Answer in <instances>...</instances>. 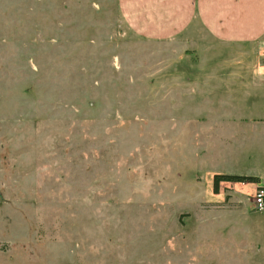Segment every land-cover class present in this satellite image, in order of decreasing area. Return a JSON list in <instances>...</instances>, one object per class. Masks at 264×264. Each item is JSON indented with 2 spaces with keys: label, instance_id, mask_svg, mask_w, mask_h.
<instances>
[{
  "label": "rangeland",
  "instance_id": "374dc122",
  "mask_svg": "<svg viewBox=\"0 0 264 264\" xmlns=\"http://www.w3.org/2000/svg\"><path fill=\"white\" fill-rule=\"evenodd\" d=\"M133 11L0 0V264H264L263 186L212 190L264 181L249 58Z\"/></svg>",
  "mask_w": 264,
  "mask_h": 264
},
{
  "label": "crops",
  "instance_id": "0c3cea01",
  "mask_svg": "<svg viewBox=\"0 0 264 264\" xmlns=\"http://www.w3.org/2000/svg\"><path fill=\"white\" fill-rule=\"evenodd\" d=\"M134 11L132 21L141 36L150 39H172L189 33L193 27L205 32L219 45H232L235 55H247L245 64L236 62L237 69H248L245 84L233 74V85L242 89L234 101H252L257 114L249 116L251 126L264 125V0H120ZM190 30V31H189ZM240 64H242L240 66ZM239 93V92H238ZM257 176V175H253ZM259 183L264 187L261 177Z\"/></svg>",
  "mask_w": 264,
  "mask_h": 264
},
{
  "label": "trees",
  "instance_id": "16d2710c",
  "mask_svg": "<svg viewBox=\"0 0 264 264\" xmlns=\"http://www.w3.org/2000/svg\"><path fill=\"white\" fill-rule=\"evenodd\" d=\"M222 182L258 184L259 178L253 175L214 174L212 177V190L214 193L218 192L219 185Z\"/></svg>",
  "mask_w": 264,
  "mask_h": 264
},
{
  "label": "built area",
  "instance_id": "2783aa9c",
  "mask_svg": "<svg viewBox=\"0 0 264 264\" xmlns=\"http://www.w3.org/2000/svg\"><path fill=\"white\" fill-rule=\"evenodd\" d=\"M254 205L257 210L264 209V188L258 187L254 193Z\"/></svg>",
  "mask_w": 264,
  "mask_h": 264
}]
</instances>
